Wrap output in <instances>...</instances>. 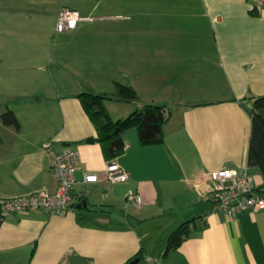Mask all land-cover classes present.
I'll list each match as a JSON object with an SVG mask.
<instances>
[{"label": "crops", "instance_id": "crops-1", "mask_svg": "<svg viewBox=\"0 0 264 264\" xmlns=\"http://www.w3.org/2000/svg\"><path fill=\"white\" fill-rule=\"evenodd\" d=\"M63 8L93 20L59 33ZM118 84L137 99L107 101L112 119L166 105L165 143L142 146L128 130L116 161L130 179L86 183L109 162L78 96ZM261 95L264 13L248 0H0V200L57 192L52 142L78 152L73 191L87 204L1 217L0 264H139L140 251V264H264V210L230 218L203 200L222 168L264 189V127L248 99ZM7 109L19 130L3 124ZM196 217L201 230L166 255L170 233Z\"/></svg>", "mask_w": 264, "mask_h": 264}, {"label": "built area", "instance_id": "built-area-1", "mask_svg": "<svg viewBox=\"0 0 264 264\" xmlns=\"http://www.w3.org/2000/svg\"><path fill=\"white\" fill-rule=\"evenodd\" d=\"M253 12L264 13V0H248ZM85 18L77 10L63 8L58 16L56 31L63 33L75 30ZM44 149L50 157L53 172L58 180V190L52 194L47 190L10 199L0 200L2 217L13 214H23L34 210H44L56 215H65L82 206L79 198L74 194L76 185L75 174L79 165V154L73 148H67L57 153L52 142H47ZM130 174L118 162H109L106 170L100 174L84 173L86 183L101 181L117 184L127 182ZM127 200L136 205H142L143 197L130 192ZM203 200L213 210L233 218L246 212L264 210V189L260 188L247 172L233 168H222L209 173V189Z\"/></svg>", "mask_w": 264, "mask_h": 264}, {"label": "trees", "instance_id": "trees-1", "mask_svg": "<svg viewBox=\"0 0 264 264\" xmlns=\"http://www.w3.org/2000/svg\"><path fill=\"white\" fill-rule=\"evenodd\" d=\"M78 98L97 130L96 141L101 145L108 162L115 161L125 154L127 144L124 134L130 129H137L142 146H159L165 143V126L171 118V109L166 105L148 104L135 110L127 117L114 121L110 116L106 102L109 100L131 102L137 99V93L128 85H117L114 95L96 94L92 91L81 93ZM254 104L255 116L264 127V95L251 96ZM2 122L6 126L21 128L20 121L14 111L7 109L2 115ZM1 139V137H0ZM84 204V203H83ZM84 207H81L82 209ZM0 212V226L2 224ZM199 217L183 222L170 233L166 255L177 250L185 241L200 231ZM135 258H140L139 264L145 261L144 252L140 251ZM129 262L128 264H130Z\"/></svg>", "mask_w": 264, "mask_h": 264}, {"label": "water", "instance_id": "water-1", "mask_svg": "<svg viewBox=\"0 0 264 264\" xmlns=\"http://www.w3.org/2000/svg\"><path fill=\"white\" fill-rule=\"evenodd\" d=\"M90 142L94 143V139H91ZM83 207H86L87 204L86 202L84 204H82ZM82 206H79V208H81ZM138 262V260H136L135 262H133L132 264H136Z\"/></svg>", "mask_w": 264, "mask_h": 264}, {"label": "rangeland", "instance_id": "rangeland-1", "mask_svg": "<svg viewBox=\"0 0 264 264\" xmlns=\"http://www.w3.org/2000/svg\"><path fill=\"white\" fill-rule=\"evenodd\" d=\"M66 149H67V148H66ZM66 149H65V150H66ZM65 150H64V151H65Z\"/></svg>", "mask_w": 264, "mask_h": 264}]
</instances>
